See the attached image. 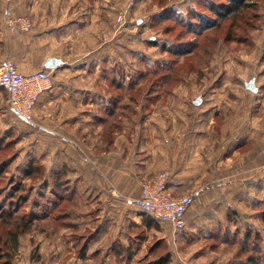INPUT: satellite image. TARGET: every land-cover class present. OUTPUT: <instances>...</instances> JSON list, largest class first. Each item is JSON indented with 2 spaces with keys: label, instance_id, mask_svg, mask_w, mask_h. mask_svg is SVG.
I'll list each match as a JSON object with an SVG mask.
<instances>
[{
  "label": "rangeland",
  "instance_id": "1",
  "mask_svg": "<svg viewBox=\"0 0 264 264\" xmlns=\"http://www.w3.org/2000/svg\"><path fill=\"white\" fill-rule=\"evenodd\" d=\"M208 1L0 0V59L30 65L61 61L53 69L40 64L36 70L48 69L53 80L67 84L65 110L83 118L80 132L66 134L77 144L69 149L83 151L89 162L111 149L117 129L114 147L121 150L126 145L131 152L136 143L147 155L161 138L172 143L177 127L189 124L188 113H212L217 126L240 132L264 103L246 90L247 83L258 87L264 81V0H248L238 19L225 20L209 11ZM192 9L214 22L192 28ZM232 30L248 38L227 39ZM191 40L197 43L195 53L173 56L163 49ZM49 118L38 125L34 118L17 117L7 93L0 92V264H145L166 254L170 264H253L249 260L264 250V189L255 195L242 191L236 206L218 203L216 217L186 222L176 234L133 202L145 179L125 183L122 193L116 191L118 202L104 193L97 198L99 190L82 186L58 206L57 213L68 212L66 222L55 220V212L47 210L55 195L45 184L55 167L70 161L71 151L58 149L64 139L55 141L40 128ZM258 121L254 127H261ZM33 162L40 171L31 177L26 168ZM107 171L116 184L119 176ZM102 189L112 191L105 184ZM20 222L32 227L15 243L9 233ZM102 222L104 230L88 243ZM229 232L239 233L233 244ZM261 260L258 264H264Z\"/></svg>",
  "mask_w": 264,
  "mask_h": 264
},
{
  "label": "crops",
  "instance_id": "2",
  "mask_svg": "<svg viewBox=\"0 0 264 264\" xmlns=\"http://www.w3.org/2000/svg\"><path fill=\"white\" fill-rule=\"evenodd\" d=\"M3 62L4 60L0 59V65ZM15 62L25 73L36 71L40 64L45 67L46 63L45 60H41L30 65L17 59ZM260 79L262 76L256 81L260 82ZM63 82L65 81L53 80V88L40 97L34 111V119L38 125H41L44 116H50L48 125L40 128L55 141L64 139L63 142L60 141L62 146L59 145L58 149L71 151L68 156L70 161L64 158L60 168L57 166L51 171V177L64 174L72 180L77 178L86 191L95 193L99 190L97 198H102L104 193L103 198L118 202L116 191L122 193L125 183L141 182L157 171L165 169L171 172L170 185L176 195L195 194L198 197V202L185 215L186 222L197 224L216 217L220 209L218 203L225 202L223 206H230L233 203L236 206V199L243 195L242 191L255 195L264 189V142L262 131H258L264 126V103L261 106L257 105L254 117L251 113L245 123L246 127L234 133L226 127L217 126L214 123L215 115L212 113H188L185 117L190 119L189 124L185 128L177 127L178 133L174 142L169 143L168 138L164 140L161 138L163 142L147 155H144L140 144L136 143H133L131 152L126 145L122 150L116 145L114 147L120 140V132L117 129L111 141V144L113 143L111 149L96 153L90 158L92 160L90 163L88 155L83 151L78 152L73 146V150L69 149L70 143L77 144L71 142L66 134L80 132L81 125L78 124L83 118L66 112L68 93L62 88L67 85ZM246 90L249 89L246 87ZM249 91L251 95L255 94L256 100H259L260 96L264 98V81L259 83L256 91ZM194 118L196 122L192 121ZM255 120H260L257 125L261 127L253 126ZM157 159L160 161L158 164ZM109 168L112 175L119 176L116 184L114 177L110 178L108 175ZM87 170L91 174L88 180L85 176ZM102 184L110 187L112 191H102ZM140 190L141 187L135 190V199L139 197ZM224 213L227 216L228 209ZM164 225H168L173 231L170 224Z\"/></svg>",
  "mask_w": 264,
  "mask_h": 264
},
{
  "label": "built area",
  "instance_id": "3",
  "mask_svg": "<svg viewBox=\"0 0 264 264\" xmlns=\"http://www.w3.org/2000/svg\"><path fill=\"white\" fill-rule=\"evenodd\" d=\"M136 0H130L133 5ZM53 87L52 73L39 69L25 73L10 58L0 65V92L8 95L10 110L19 118L32 122L40 97ZM264 142V129L262 131ZM171 172L164 170L146 178L140 195L133 200L136 207L160 225L170 224L173 233L184 230L185 214L198 202L195 194L176 195L170 185Z\"/></svg>",
  "mask_w": 264,
  "mask_h": 264
},
{
  "label": "trees",
  "instance_id": "4",
  "mask_svg": "<svg viewBox=\"0 0 264 264\" xmlns=\"http://www.w3.org/2000/svg\"><path fill=\"white\" fill-rule=\"evenodd\" d=\"M247 7H249L248 0H209L208 1L209 11L211 13H213L216 18L218 17L221 20H225L228 17H232V19H238L241 16V14H243L244 10ZM190 14L192 16L191 20L195 19V23H192L193 21L188 20L189 24L192 25V28H196V27L202 28V27H204V25H206V24L208 25L210 22H214L212 19L205 16L203 13H199L198 11H196L194 9H192ZM257 17H259V16L257 15ZM236 32H238V31L232 30L231 32H229V34L227 35L226 38L230 39V40L237 39L236 41H242V40L244 41L248 38V37L243 36V35L237 36ZM163 49H164V51H168L170 53V55H173V56H175L176 54H190V53H195V51L197 50V43H194V41H192V40L191 41H182V42H179L177 44H173L170 47H167V48L164 47ZM161 69L165 70L166 68L163 65L161 67ZM157 70L160 71V68L159 69L156 68L154 70V72ZM39 171H40V167H38L34 162L28 164V167L26 168V174H28L31 177L32 176L34 177V175ZM2 173L3 172L0 170V178H1ZM90 175H91L90 172L87 170L85 172V176H86L87 180H88V178H90ZM47 179L49 181L46 180L45 186H47V188H50L51 195L52 194L55 195V200H56L55 202L52 203V205H49L47 207L48 208L47 210L49 211L51 209V210H53V212H55L54 213V218H56L55 220H61V221L66 222L68 212L63 213V211L62 212L59 211L57 213L58 206L60 205V203H62L64 201H71V199H73L76 196L78 189H80L82 186L79 184V182H78L79 180L77 178L72 180L71 178H67V176L64 174H61L55 178L47 176ZM31 227H32V225L30 223H25V222L16 223V230L14 232L9 233V235H10L11 239H13L15 241V243H17V239H18V236L20 235V233L23 231H28ZM104 228H105V224H104V222H102L99 225L98 230L95 233H92L89 235L87 242L90 243V242L94 241L95 239H97L98 234L100 232H102L104 230ZM216 230H217V232H222L223 228H222V226H219L216 228ZM230 233L231 232H229L228 235H229L230 241L233 244L234 243L233 240L236 238L237 235H239V233L235 232L236 235L230 234ZM251 234H252V231L251 230L248 231L247 232V238H250ZM224 235H226V233H224ZM258 239H260V238H258ZM259 250L261 252L259 257H257V258L254 257L253 259L251 258V260H249V262H252L253 264H258L259 260H261L262 259L261 257L264 255V250L261 247ZM116 255H120V252L119 251L116 252ZM132 258H133V254L131 253L129 256V259L132 260ZM263 259L261 261H264ZM170 263H171V257L168 254H166V255L158 256L153 260L147 261L145 264H170ZM6 264H9V263L7 262Z\"/></svg>",
  "mask_w": 264,
  "mask_h": 264
},
{
  "label": "water",
  "instance_id": "5",
  "mask_svg": "<svg viewBox=\"0 0 264 264\" xmlns=\"http://www.w3.org/2000/svg\"><path fill=\"white\" fill-rule=\"evenodd\" d=\"M61 61L57 60V59H48L45 63V67L48 69H53L55 67H57L58 65H60ZM246 87L251 90V91H256V87L253 83V81L247 83Z\"/></svg>",
  "mask_w": 264,
  "mask_h": 264
}]
</instances>
